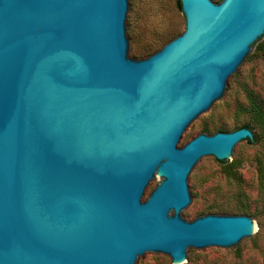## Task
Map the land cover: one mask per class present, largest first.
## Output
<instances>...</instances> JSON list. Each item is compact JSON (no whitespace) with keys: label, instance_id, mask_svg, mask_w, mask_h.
Returning <instances> with one entry per match:
<instances>
[{"label":"water","instance_id":"1","mask_svg":"<svg viewBox=\"0 0 264 264\" xmlns=\"http://www.w3.org/2000/svg\"><path fill=\"white\" fill-rule=\"evenodd\" d=\"M135 1L0 0V264H189L256 240L248 215L188 221L198 169L251 129L186 141L258 54L264 0H179L184 31L140 59Z\"/></svg>","mask_w":264,"mask_h":264},{"label":"rangeland","instance_id":"2","mask_svg":"<svg viewBox=\"0 0 264 264\" xmlns=\"http://www.w3.org/2000/svg\"><path fill=\"white\" fill-rule=\"evenodd\" d=\"M180 5L179 0L135 1L132 15L135 52L143 49L151 50L152 54L184 31L185 17ZM256 52V57L234 80L229 100L194 126L186 143L201 132H229L245 123L252 126L253 136L260 133L248 111L247 98L252 94L264 108V51ZM233 161L236 168L232 177L224 174L215 158L198 169L193 181L198 203L188 221L205 214L248 215L255 225L256 240L239 252H192L194 259L189 264H264V142H248L228 163ZM145 264L174 263L169 257H151Z\"/></svg>","mask_w":264,"mask_h":264},{"label":"trees","instance_id":"3","mask_svg":"<svg viewBox=\"0 0 264 264\" xmlns=\"http://www.w3.org/2000/svg\"><path fill=\"white\" fill-rule=\"evenodd\" d=\"M258 50L264 51V42H262L259 45ZM151 52H152L151 50L138 49L135 52V55L140 56V57H145V56L150 55ZM247 98H248V104H249L248 111L251 114V118H252L254 125L260 129V133L259 134L254 133L253 138H246L245 140L248 141L249 143H254L255 141H260V140L264 142V108L262 104L252 94H249ZM241 127H248L252 130V126L249 123H245ZM204 129H206V127H204ZM215 160L218 164L222 166V170L226 176L232 177L234 175L235 168H236V162L233 161V162L228 163V160L226 159L218 160L216 158ZM260 165L261 164H259V167Z\"/></svg>","mask_w":264,"mask_h":264},{"label":"bare ground","instance_id":"4","mask_svg":"<svg viewBox=\"0 0 264 264\" xmlns=\"http://www.w3.org/2000/svg\"><path fill=\"white\" fill-rule=\"evenodd\" d=\"M252 228H253V230L255 229L254 223L252 224ZM174 264H177L176 261L174 262Z\"/></svg>","mask_w":264,"mask_h":264}]
</instances>
